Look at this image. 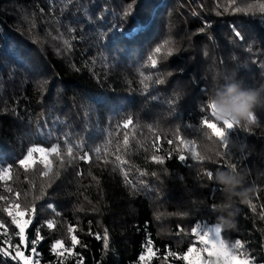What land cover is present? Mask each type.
I'll list each match as a JSON object with an SVG mask.
<instances>
[{
  "label": "trees",
  "instance_id": "1",
  "mask_svg": "<svg viewBox=\"0 0 264 264\" xmlns=\"http://www.w3.org/2000/svg\"><path fill=\"white\" fill-rule=\"evenodd\" d=\"M232 87L257 102L228 130L212 105ZM33 145H55L47 166L19 165ZM231 163L234 193L203 175ZM198 223L264 264V0H0V248L28 264H187Z\"/></svg>",
  "mask_w": 264,
  "mask_h": 264
},
{
  "label": "rangeland",
  "instance_id": "2",
  "mask_svg": "<svg viewBox=\"0 0 264 264\" xmlns=\"http://www.w3.org/2000/svg\"><path fill=\"white\" fill-rule=\"evenodd\" d=\"M230 122H235V119L232 117H225ZM224 120V119H223ZM40 145H33L29 147L25 153V157H28L26 165L32 163V161L37 158L44 162V165L47 166L46 156L47 151L53 150L55 145H50L49 149L44 150V148H39ZM41 149L43 151H41ZM10 212L13 214L15 220H19L21 224L24 225L27 223V220L24 218L23 211H18V209L12 207ZM220 224H196L194 227L197 231L194 233L196 243L191 245V251H184L183 258L187 264H239L240 261H248V258L238 256L232 249V246H229L225 240L220 237V234L215 231L216 226ZM193 227V228H194ZM192 228V229H193ZM207 231V236H204L203 233ZM193 232V231H191ZM20 235L23 236V233L20 232ZM55 245V243L53 244ZM55 250L58 252H64L61 248V244L55 247ZM20 252V251H19ZM211 253V254H210ZM30 255H24L27 261H33V254L29 252ZM249 264H252L249 262Z\"/></svg>",
  "mask_w": 264,
  "mask_h": 264
},
{
  "label": "snow or ice",
  "instance_id": "3",
  "mask_svg": "<svg viewBox=\"0 0 264 264\" xmlns=\"http://www.w3.org/2000/svg\"><path fill=\"white\" fill-rule=\"evenodd\" d=\"M237 11H239V9H237ZM132 13H133V4L130 3V4L127 5V7H126V9H125V11L123 13V15L125 17H127L130 14H132ZM205 27H208V25L205 24ZM204 30H205L204 28H201L200 31L203 32ZM234 35H235L236 38L240 39L241 41H243L245 39V37L242 35V33L240 31H238V30H235V28H234ZM160 51H161V48L159 46L155 48V52L156 53H159ZM168 55L171 56L172 55V52H169ZM149 59L151 60L152 65L153 66H156L157 61L155 59H152L151 57H149ZM168 75L171 76V75H173V73L172 72H169ZM154 83L155 84H164L165 81L163 79H157V80H155ZM212 107L214 109L216 108L215 103H213ZM202 123L205 124L208 128L212 129L214 131L215 135L217 137H220L221 140L224 142V144L227 145V143H228L227 138H226L227 133L225 132V129L224 128L217 127V125L215 123H210L207 120L202 121ZM223 124H224L225 128L228 129V130L234 129V123L233 122H230L228 119H224L223 120ZM169 143H171V141H169ZM41 151H43V150L41 149ZM69 151H71V150H69ZM185 159H186V157L184 155H180L179 156V160L184 161ZM27 160H28V157H25L24 159H20L18 161V163H19V165L23 166V165H25V163H26ZM158 162L159 163H162L163 161H158ZM227 166L229 168L235 169L236 164L235 163H231V164H228ZM155 175L156 174L153 173V176H155ZM197 175L200 176L199 173ZM203 175L206 176V178L209 181H215V182H217L216 175H214L213 171H206ZM49 207L51 208V207H53V205H49ZM8 215L9 216H12V213L9 212ZM159 218L160 217L158 216L157 219H159ZM13 223L19 226V231L21 233L24 232L25 227H24L23 224L20 223L19 220H15L14 219L13 220ZM46 226L47 227H50V228L53 227V225H52V223L50 221L49 222H46ZM192 231H193V233H195L197 231V229L194 227L192 229ZM215 231L217 233L220 232V226L219 225L216 226ZM38 232H39V230H38ZM105 232H106V230H105ZM207 234H208L207 231H205L203 233L204 236H207ZM95 238L96 239H101V237L98 234L96 235ZM42 239H43V237L38 235L36 239H33V240L30 241V247H31V252L32 253H35L36 252L35 245L37 244V242L39 240H42ZM103 240H104V247L107 248L108 247L107 235H105L103 237ZM60 244H61V241H56L55 242V245H53V247L55 248V247L59 246ZM72 244L73 245L79 244L81 247H86L85 245L81 244V242L77 239L76 236H73L72 237ZM235 246H241L242 247V245L240 244V241L239 240H237L235 242ZM19 247H20V245H16L15 246V248H16L15 255H13L6 248H0V258L7 257L9 260H13V261L19 259V260H23L24 261V264H28L27 259L24 257V255L21 252H19ZM69 251H71V250H69ZM189 251H191V249H189ZM73 255L80 256L79 253H73ZM144 259H145V256L142 254L140 256V260H144ZM76 264H83V257H80V259L76 262ZM239 264H249V262L245 260V261H240Z\"/></svg>",
  "mask_w": 264,
  "mask_h": 264
},
{
  "label": "clouds",
  "instance_id": "4",
  "mask_svg": "<svg viewBox=\"0 0 264 264\" xmlns=\"http://www.w3.org/2000/svg\"><path fill=\"white\" fill-rule=\"evenodd\" d=\"M230 92L235 93L231 99H225V97L218 94L214 97L217 114L220 119H225V117L229 116L233 119L243 117L253 104L257 102V96L252 91L240 92L236 87H232ZM216 179L227 186L225 190L229 193H234V188L241 183L239 176L234 173L232 168H229V171L218 172ZM226 207H232V205ZM228 215L231 216L232 213L230 212Z\"/></svg>",
  "mask_w": 264,
  "mask_h": 264
}]
</instances>
